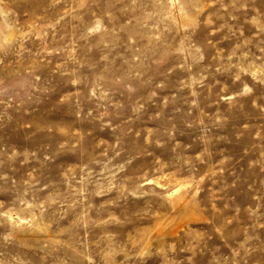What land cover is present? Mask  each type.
<instances>
[{"label": "rangeland", "instance_id": "obj_1", "mask_svg": "<svg viewBox=\"0 0 264 264\" xmlns=\"http://www.w3.org/2000/svg\"><path fill=\"white\" fill-rule=\"evenodd\" d=\"M0 264H264V0H0Z\"/></svg>", "mask_w": 264, "mask_h": 264}]
</instances>
